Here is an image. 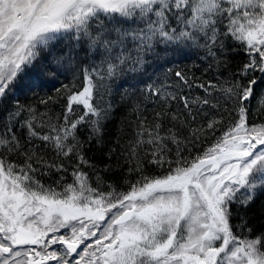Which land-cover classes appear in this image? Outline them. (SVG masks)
I'll list each match as a JSON object with an SVG mask.
<instances>
[{
  "label": "snow or ice",
  "instance_id": "1",
  "mask_svg": "<svg viewBox=\"0 0 264 264\" xmlns=\"http://www.w3.org/2000/svg\"><path fill=\"white\" fill-rule=\"evenodd\" d=\"M176 55L204 72L160 64ZM52 66L73 83L41 94ZM126 76L150 81L119 145L138 178L103 190L85 148L103 143L105 97ZM253 101L264 114V0H0V264H264V233L232 224V205L264 191Z\"/></svg>",
  "mask_w": 264,
  "mask_h": 264
},
{
  "label": "trees",
  "instance_id": "2",
  "mask_svg": "<svg viewBox=\"0 0 264 264\" xmlns=\"http://www.w3.org/2000/svg\"><path fill=\"white\" fill-rule=\"evenodd\" d=\"M232 66L237 65L247 59L245 53L240 50L231 52L229 54ZM170 60H174L175 63L165 64L163 61L160 62L164 68L171 67L173 70L182 69L186 72L194 74L199 77L204 72V64L195 56H180L169 57ZM53 67V74L45 75L42 77L45 87L42 89L41 94L47 93L49 95H55V89L61 88L63 85H71L73 83L72 74H55V67ZM162 70L161 67H149L148 76H152L153 73H159ZM32 71H35L33 69ZM225 75L227 73H224ZM211 75V74H209ZM148 76L140 79H132L131 77H124L112 82V92L110 95L105 97L106 101H110L114 106V111L111 118L107 121L104 128L103 143L97 144L95 140L91 142L89 146H86L85 153L86 157L96 165V173H93L91 169H85L91 176V183L93 186L96 184V175L99 174L103 181V190H109V186L114 187L117 191H126L130 182H135L138 178L137 174H129L127 172L128 165L123 163V160L119 156L120 147L119 145L127 143V140L132 135V120L134 116L131 113L130 105L135 99L141 96V89L145 86L148 80ZM79 87L82 80L75 81ZM127 93V95H125ZM122 97L124 99L122 100ZM31 96H20L21 103L30 102ZM63 103V102H61ZM54 109L60 111V104L54 105ZM147 112L146 115L151 118V113L154 105L149 102L146 104ZM252 114L251 120L255 123L264 122V114L257 112V106L255 101L252 103ZM218 132L216 135L218 136ZM82 138L87 137V132L82 131L80 133ZM214 140V137H209L207 140L198 143L192 148V156H195L205 150ZM110 149L116 151L112 154L111 159L108 157ZM187 155V152L185 153ZM119 164V166H118ZM110 170L104 171L105 167ZM161 170L148 165L145 168V174L157 175L160 174ZM55 177H40L43 183L50 184ZM67 181H71V177L67 176ZM232 224L235 226L239 225L243 221L247 222V227L252 229V236L260 233H264V191L257 194L256 199L247 207L242 208L236 204L232 205ZM237 234L239 229L236 228ZM247 234V232H245Z\"/></svg>",
  "mask_w": 264,
  "mask_h": 264
}]
</instances>
